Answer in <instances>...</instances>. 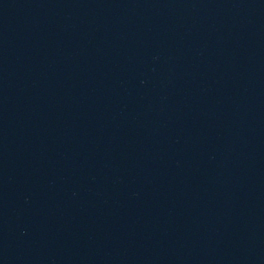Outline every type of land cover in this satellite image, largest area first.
I'll return each mask as SVG.
<instances>
[{
  "label": "water",
  "instance_id": "water-1",
  "mask_svg": "<svg viewBox=\"0 0 264 264\" xmlns=\"http://www.w3.org/2000/svg\"><path fill=\"white\" fill-rule=\"evenodd\" d=\"M0 264H264V0H0Z\"/></svg>",
  "mask_w": 264,
  "mask_h": 264
}]
</instances>
